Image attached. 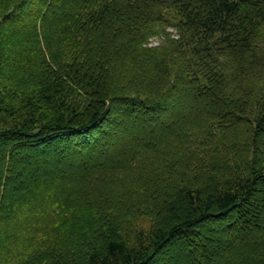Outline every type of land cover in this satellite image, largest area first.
<instances>
[{"label":"trees","instance_id":"1","mask_svg":"<svg viewBox=\"0 0 264 264\" xmlns=\"http://www.w3.org/2000/svg\"><path fill=\"white\" fill-rule=\"evenodd\" d=\"M0 264H264V0H0Z\"/></svg>","mask_w":264,"mask_h":264},{"label":"rangeland","instance_id":"2","mask_svg":"<svg viewBox=\"0 0 264 264\" xmlns=\"http://www.w3.org/2000/svg\"><path fill=\"white\" fill-rule=\"evenodd\" d=\"M3 45L5 46V47H7L6 45V43H3ZM174 115V110H171L169 113H167V115H163L162 117L161 116H159V117H151L149 120H147V119H145L144 120V123H145V125H149V124H151L152 122H155V121H162V119H166L167 118V116L169 117H171V116H173ZM150 116H152V115H150ZM119 117L121 118V119H130V118H132L133 120H135V118H137L138 120L140 119V118H143V116L142 115H137V116H135V118L134 117H132V116H130L129 114H122V115H119ZM138 122L139 121H137V120H135V126H137L138 125ZM139 141L137 140V142H135V144L136 143H138ZM45 159H47V158H45ZM30 172V171H29ZM144 222H147V220H144ZM212 232H215V230H213Z\"/></svg>","mask_w":264,"mask_h":264},{"label":"bare ground","instance_id":"3","mask_svg":"<svg viewBox=\"0 0 264 264\" xmlns=\"http://www.w3.org/2000/svg\"><path fill=\"white\" fill-rule=\"evenodd\" d=\"M72 12V11H71ZM85 16V15H84ZM87 19V18H86ZM55 45V44H54ZM55 55V54H54ZM86 96V95H85ZM62 132V131H61Z\"/></svg>","mask_w":264,"mask_h":264}]
</instances>
